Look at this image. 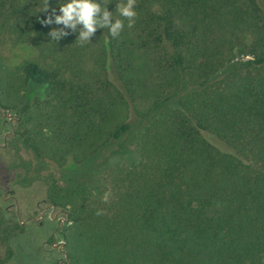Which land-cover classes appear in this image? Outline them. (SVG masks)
Masks as SVG:
<instances>
[{
    "label": "trees",
    "instance_id": "trees-1",
    "mask_svg": "<svg viewBox=\"0 0 264 264\" xmlns=\"http://www.w3.org/2000/svg\"><path fill=\"white\" fill-rule=\"evenodd\" d=\"M58 3L0 0V110L34 157L21 182L66 213L67 263L264 264V0H137L83 45L41 23ZM24 231L0 216V264Z\"/></svg>",
    "mask_w": 264,
    "mask_h": 264
},
{
    "label": "rangeland",
    "instance_id": "rangeland-1",
    "mask_svg": "<svg viewBox=\"0 0 264 264\" xmlns=\"http://www.w3.org/2000/svg\"><path fill=\"white\" fill-rule=\"evenodd\" d=\"M3 49L10 64L35 54L28 44H7ZM14 124V117L0 110V216L9 222L21 221L25 227L24 232L12 239L15 254L9 264H68L60 234V221L66 220V213L47 201L41 180L30 186L21 182L20 174L25 173L21 159L33 161L34 157L10 144ZM117 148L114 146L112 150ZM105 153L108 155L110 151ZM51 172L60 173L59 169L50 167L43 171V176ZM104 174H97V178H104ZM52 236L56 238L54 242Z\"/></svg>",
    "mask_w": 264,
    "mask_h": 264
},
{
    "label": "clouds",
    "instance_id": "clouds-1",
    "mask_svg": "<svg viewBox=\"0 0 264 264\" xmlns=\"http://www.w3.org/2000/svg\"><path fill=\"white\" fill-rule=\"evenodd\" d=\"M137 0H120L115 5V11H109L111 0H59L58 9H53L55 20L52 15L42 20L44 25H63L61 29H53L49 32L52 40H60L69 33L67 29H71L73 33L78 31L77 41L83 45L91 42V38L98 29H108L111 38L115 39L120 36L125 28V20L127 27L132 28L135 24V18L138 13L136 11ZM50 5L47 0V6L42 12L48 11ZM123 19L117 18V14ZM79 26V27H78Z\"/></svg>",
    "mask_w": 264,
    "mask_h": 264
},
{
    "label": "flooded vegetation",
    "instance_id": "flooded-vegetation-1",
    "mask_svg": "<svg viewBox=\"0 0 264 264\" xmlns=\"http://www.w3.org/2000/svg\"><path fill=\"white\" fill-rule=\"evenodd\" d=\"M54 206V205H53ZM55 207V206H54ZM64 221H60V226H62V223H63ZM55 236H54V240H53V242L55 241Z\"/></svg>",
    "mask_w": 264,
    "mask_h": 264
}]
</instances>
